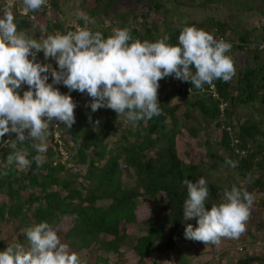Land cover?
Wrapping results in <instances>:
<instances>
[{
  "label": "trees",
  "instance_id": "1",
  "mask_svg": "<svg viewBox=\"0 0 264 264\" xmlns=\"http://www.w3.org/2000/svg\"><path fill=\"white\" fill-rule=\"evenodd\" d=\"M48 1L51 8L48 10L42 7L32 12L34 19L20 16L16 10H11L17 30L26 33L29 38L42 41L44 31L40 29V21L57 7L55 0ZM128 1L94 0L96 8L88 12L87 16L106 15L108 17L106 22L110 25L118 18L123 29H130L133 41L139 39L141 42L145 40L156 42L167 38V43L173 46L178 45V37L183 27L195 26L213 34L217 40L231 43V50L242 52L253 50L251 52L253 65H248L249 62L246 60L244 69L236 72L230 82L215 80L219 93L218 100L211 99L207 93H198L200 89L184 81L186 86L194 90L193 93H188L181 83H175L173 76L165 77L159 81L158 88L162 115L132 123L126 122L124 115L118 116L115 111L109 109L100 131L95 130L94 125L89 123L94 113L91 114V104L83 111L80 103L75 101L77 105L75 123L70 129L64 125L59 128L63 148L68 154L67 160L63 163L58 145L53 143L52 130L49 129L46 139L47 151L42 154L44 157L42 165L37 166L32 159L38 155L34 145L40 142L31 140L25 141L24 144L18 143L16 149L23 151L32 161L30 167L20 170L15 164L9 165L7 156L16 150L8 145L16 139V134H6L3 140H0V195L5 198L0 202V251L10 243L27 242L25 229L29 227L47 222L55 230L64 219H69L70 228L64 234L67 245L77 247L76 241L81 237H88L92 243L100 244L101 250L105 246L116 252L120 246L129 245L138 256L135 264H149L154 253H157V257L151 263L158 264L162 255L168 256L175 251L179 240L185 241V228L188 224H191L193 229L198 227L197 217L195 222L184 219L183 206L187 199V188L182 181L189 179L195 182L201 177L204 178L202 167L205 170L224 167L229 173L224 180L205 179L209 188L206 209L210 210L212 205L224 202L225 191H230L233 186L242 188L254 196L252 206L264 208L262 123L261 120L248 118L240 124L236 122L238 107L255 103L264 106V48L259 47L264 43V23L260 22L261 39L255 41L249 38V31L244 34L237 32L239 25L234 23L231 14L223 15L218 11V4L221 5L225 0H150L149 3H145V0H130L131 2L127 4ZM257 1L261 3V0H241L242 3L239 5L247 11H259L264 20V9L257 7ZM101 2L107 6L100 4L102 7L100 13L97 6ZM167 3L174 4L173 8H165ZM208 3H217V6L213 7L211 16L201 21H185L182 12L178 16V23L168 20V14H175L178 8L186 7L188 4L197 5L207 12ZM119 4L127 6L126 8L133 6L142 8L140 13L133 16L138 28L127 24L129 10L118 13ZM111 8L114 9L112 12L115 16L109 15ZM160 10L164 13V17L160 19L161 27L158 26L157 19L150 20L152 12L157 13ZM45 22L44 29L45 31L50 29V35L66 34L75 26H64L58 20L46 19ZM91 29L93 33L101 32L105 38L113 34V31L104 25L101 28L92 26ZM230 34L237 35L239 42L233 43ZM36 62L50 64L52 69L58 66L54 58L45 59L43 51L37 53ZM47 75L50 79L51 72ZM60 84L61 93L68 94L70 90ZM27 90L28 86L22 85L20 95ZM221 102L226 105L223 117L219 110ZM195 114L203 120L201 126V123L195 122ZM191 120L197 124L194 128L185 129V122ZM80 124H83V128L79 126ZM79 127L80 130L77 131ZM121 128L123 133L120 137L107 142L111 129ZM183 130L187 131L189 138L195 140L200 133L207 135L216 132L218 140L215 138L212 140L220 146L223 154L219 151L212 152L211 138L207 136L203 142L197 143L205 150L204 161L185 162L179 155L177 146V137ZM6 141L7 144H4ZM236 150L243 151L244 154H237ZM206 159L210 161L205 162ZM226 159L237 161L238 167L230 168L225 164ZM55 160L57 162L54 165ZM238 178L246 179V186L239 185ZM152 207L159 210L156 214V225L152 226V218L137 221L136 212L139 208ZM129 224L133 225V230L134 227H138L136 234L132 233L133 230L128 233ZM7 231L23 233L17 240L11 241L8 240L11 236H8V239L3 237V233ZM103 237L110 239L106 242ZM196 243L197 241L188 244L189 249H193L196 255L207 252L204 250L198 252ZM209 245V251L213 253L216 244ZM176 264L190 262L182 256ZM233 264H264V258L259 254H251L239 258Z\"/></svg>",
  "mask_w": 264,
  "mask_h": 264
},
{
  "label": "clouds",
  "instance_id": "2",
  "mask_svg": "<svg viewBox=\"0 0 264 264\" xmlns=\"http://www.w3.org/2000/svg\"><path fill=\"white\" fill-rule=\"evenodd\" d=\"M47 3L48 0H22L23 12L38 11ZM12 7L13 0H8L0 17V140L15 133L16 139L8 145L14 150L18 143L39 141L34 145L38 155L32 158L37 166L44 162L42 154L47 151L46 139L52 122H62L69 129L75 123L77 105L54 84L62 83L70 91L86 92L92 98L93 112L109 108L118 116L124 115L126 122L136 123L162 115L158 88L159 81L165 77L173 76L202 89L215 80L230 82L236 75L235 62L228 55L231 43L217 40L213 34L195 26L183 27L176 46L167 43V38L156 42L133 41L127 28L113 29L107 38L99 31L93 33L80 28L66 34L47 35L38 41L17 30ZM80 18L86 24L93 22L87 15ZM40 51L45 59L56 60L59 71L50 64L36 62ZM49 72L51 84L47 82ZM24 84L28 90L21 96L19 90ZM7 163L23 170L32 161L23 151L16 150L7 156ZM225 164L232 169L238 167V162L230 159ZM182 183L187 188L184 219L198 218V227L186 226L185 238L219 244L222 238H238L246 230L254 203L251 193L233 186L225 191L224 202L208 210L206 180L201 177L195 182L185 179ZM25 235L28 247L10 243L0 251V264H81L79 254L70 251L47 222L25 229Z\"/></svg>",
  "mask_w": 264,
  "mask_h": 264
},
{
  "label": "rangeland",
  "instance_id": "3",
  "mask_svg": "<svg viewBox=\"0 0 264 264\" xmlns=\"http://www.w3.org/2000/svg\"><path fill=\"white\" fill-rule=\"evenodd\" d=\"M1 1V0H0ZM57 2V7L55 8V11H51V13H48V16L45 17L47 20H58L60 21L64 26L69 25H76L79 24V22H82L86 26H89L92 28L97 27L101 28V26H107L109 29L113 31V29L119 28L123 29L121 26V22L118 18L114 19V24L110 25L106 21H108V17L106 15L101 17V14L91 16L92 23L86 24L85 21L80 18L82 15H88V12H90L93 8H96L94 5V0H55ZM114 1V0H113ZM150 0H145V3H149ZM103 2V1H102ZM98 3L97 8L98 12H102V7ZM131 1L129 0L127 4H129ZM133 2V1H132ZM239 2V3H238ZM264 2L261 0V3L258 1L256 2V5L258 4V8L264 9ZM109 3V2H108ZM173 3V2H172ZM172 3L165 4V8L172 9L173 5ZM241 0H225L220 4H218V11L221 12L223 15L231 14L234 18L233 21L237 25V32L240 34H244L245 32L249 31L250 36L249 38L251 40H260L261 34H262V28H261V21L264 23L263 18L261 15H259V11H247L244 8L240 7ZM126 4V5H127ZM236 4V5H235ZM244 4V2H243ZM104 7L107 5L102 4ZM217 6V3H208V11L205 12L203 9L199 8L197 5L194 4H188L186 7L178 8V11L175 12V14H168V20H171L173 22H177L179 14H184L185 21L186 20H196L201 21L209 16L212 15L213 7ZM240 7V8H237ZM127 6L119 4L118 6V13L122 12V10L128 11L129 14L127 17V24L135 25V21L133 19V16L137 13H140L142 11L140 8H136L133 6L132 8ZM144 8V7H143ZM114 9L111 8L109 11V15L115 16L113 14ZM182 12V13H181ZM261 14V11H260ZM50 15V16H49ZM164 17L163 10H160L159 12L155 13L152 12L150 15V20L157 19L158 26H162V19ZM45 18L44 20L40 21V26L44 34L42 36V39L45 38L46 34H51L50 29L45 31ZM140 20V18H138ZM178 23V22H177ZM104 28V27H102ZM138 28V27H137ZM254 28V29H253ZM253 29V30H252ZM37 32L34 33L36 35ZM53 33V32H52ZM229 34V33H228ZM231 40L233 43H238V36L234 34H230ZM33 39V38H32ZM253 50H246L244 52L238 51V50H231L229 55L233 58L234 62L236 63V72L239 70H243L245 67V61L248 60V65H253L252 62V53ZM264 56V54H263ZM244 57L246 59L244 60ZM42 57L40 58V62H42ZM39 62V63H40ZM68 95H70L73 99V101H77L80 103V105L83 108V111L89 106V104L92 103V98L88 96V94L80 93L79 91H69ZM175 102V101H174ZM93 111L91 112V114ZM109 113V108H100L97 111L93 113V117L89 123L94 125L95 130L100 131L102 129V126L105 123V120L107 118V114ZM77 114V108L74 110V115ZM237 115V124L242 123L245 119L248 118V120H261L262 128L264 130V106H261L258 103L247 105L243 107H238L236 110ZM121 119V118H119ZM195 122L201 123L200 126L203 124V120L197 117V115H194ZM97 121L99 123L97 124ZM125 122V121H124ZM197 123H194L193 120L185 122V129H188L189 127H195ZM83 128V124H80ZM80 130L77 128V131ZM123 133V129H111L110 131V138L107 142H111L115 138H119L120 135ZM207 136L211 138V145H212V152H218L223 154V151L221 150L219 145L215 144L214 138L218 140L217 133L211 132L207 135H204L203 133H200L197 135V140L194 138H189L188 133L186 130H183L181 134L177 137V146H178V153L181 156V158L186 162H189L190 160H193L195 163H198L200 160L204 161V153L205 150L202 146L197 145V143L203 142ZM213 139V140H212ZM126 140V139H125ZM243 152V151H242ZM240 155H242L240 153ZM0 156H1V150H0ZM210 160H205V162H209ZM57 161L55 160V163ZM19 169V168H18ZM204 172V179L206 180H214L218 181L217 178H220L224 180L225 177L229 175L228 170L224 167H218L213 168L209 170H205L203 167L201 168ZM246 179L238 178L237 182L241 186H246ZM5 198L0 195V202L4 201ZM159 212L158 208H139V210L136 212V219L137 221H146L149 218H152V226L156 225V214ZM191 222H195V217L191 218ZM133 225L129 224L127 228L129 229L130 233L133 230ZM70 228V220L64 219L59 225L56 226L55 231L57 232L58 236L61 239L62 243H66V240L64 238V234L67 232V230ZM137 228L134 227L135 230L132 231L133 234L137 233ZM11 233V235H9ZM4 232L3 237L8 239V236H11V241L17 240V237L21 234H15L13 232ZM21 238V236H20ZM105 241L107 242L110 237H103ZM185 241L182 239L179 240L178 245L174 252L170 253L168 256L162 255V257L159 258L158 264H176L178 259H182V256L186 257L187 260H189L190 264H202L204 262H211V264H233L235 261H237L239 258H242L246 255H253V254H259L264 258V208H258L251 206V214L250 217L246 223V230L238 237V238H222L219 244H216L213 249V253H211L210 245L204 244L200 241H197V250L198 252L201 250L207 251L201 255H196V252L193 249H189L188 247L189 242L193 244L195 240L184 238ZM104 241V240H103ZM77 247L69 246L70 251H74L79 254L81 264H135L138 260V256L133 252L132 248L129 245L120 246L118 251L113 252L111 249H108V247H103V250L99 249L100 244H94L91 242V240L88 237H81L77 239ZM91 242V243H90ZM135 243V241H133ZM25 248L28 247V241L21 243ZM67 244V243H66ZM157 253H154L151 255L149 264H152L151 261L153 259H156Z\"/></svg>",
  "mask_w": 264,
  "mask_h": 264
},
{
  "label": "built area",
  "instance_id": "4",
  "mask_svg": "<svg viewBox=\"0 0 264 264\" xmlns=\"http://www.w3.org/2000/svg\"><path fill=\"white\" fill-rule=\"evenodd\" d=\"M7 4H8V0H1L0 1V16L3 15V11L7 8ZM43 7H45L46 9L49 10L51 8L49 1H48L47 5L43 6ZM13 9L16 10L17 13L20 16L28 17L30 19H34L35 18L34 14L32 12H28L27 14H25L23 12L22 0H13V7H12L11 10H13ZM80 28H88V29H90L92 31L91 27L86 26L85 24H82V25L81 24H76L72 31H76V30H78ZM259 47L260 48H264V43L260 44ZM29 58L31 59V57H29ZM55 70L59 71V67L57 66V68ZM173 79H174L175 83H177V84L181 83L185 87V89H186V91L188 93H193L194 92V90L190 86H186L185 85L184 81H181L180 79H177V78H174V77H173ZM47 82L50 83V84L53 83L52 76ZM53 86L55 88H57L61 92V84H54ZM197 92L198 93H207V94L210 95L211 99H213V100H218L219 99V93H218L217 86H216L215 82H213L212 85L205 84L203 86V88L200 89ZM225 106H226L225 103L221 102L219 104V110H220L221 117H223V112H224ZM62 125H63L62 122L53 121L52 124L50 125V129L52 130L53 143L58 145V151L60 152V155H61V162L63 163V162H65L67 160L68 154L63 148V144H62L63 141L61 140V135L59 133V128ZM236 153L237 154L241 153L242 155L244 154V152L239 151V150H236ZM55 164L56 163H54V165Z\"/></svg>",
  "mask_w": 264,
  "mask_h": 264
}]
</instances>
